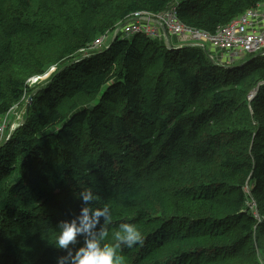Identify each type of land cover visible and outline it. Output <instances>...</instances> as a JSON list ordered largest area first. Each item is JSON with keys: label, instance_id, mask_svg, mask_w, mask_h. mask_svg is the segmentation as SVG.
Returning a JSON list of instances; mask_svg holds the SVG:
<instances>
[{"label": "trees", "instance_id": "obj_1", "mask_svg": "<svg viewBox=\"0 0 264 264\" xmlns=\"http://www.w3.org/2000/svg\"><path fill=\"white\" fill-rule=\"evenodd\" d=\"M7 1L13 16L11 24L1 31L4 42L0 43V78L15 61V50L11 41L16 36L34 31L32 29L35 27L34 22H31L33 16L29 17L31 7L29 0ZM261 3H264V0H128L119 18L124 22L133 13L158 14L174 6L177 18L184 25L215 33L219 27ZM102 7V0L81 2V10L96 12ZM129 37L122 38L118 35L106 52L93 54L72 65L69 70L77 75L76 79L72 75L69 80L58 85L62 77L59 79L57 76L59 80L55 84L62 87L61 95L73 101L69 106L70 114L60 111L59 97L53 93L58 90L55 88L56 85L44 88L32 98L25 122L14 131L10 139L0 144V160L3 158L0 161V175L6 176L12 170L19 174L18 179L6 189V192L5 189L0 192V264H35L20 253L24 247H32L41 254L56 255L55 244L48 242L46 232L53 230L65 218L70 220L80 214L83 228L77 232L86 228L80 233L86 239L84 249L86 250L87 243H90L98 246L95 252H103L107 244L102 236L94 243L96 234L108 229L116 230L124 222L148 219L149 215L143 211L144 208L137 205L138 198L145 192L142 186L144 179L153 177L161 168L169 167L173 152L174 155L182 156L186 160L192 156L196 162L199 158H205L208 155L207 147L198 143L190 145L189 139L196 131L194 129L207 118L212 120L217 107L238 106L239 101L231 95L230 89H222L218 83L202 85L199 73L212 72V63L202 49L184 46L167 50L161 46L163 41L151 40L140 34ZM41 38H48V42L56 39L61 44L55 55L57 63L74 57L93 42L92 38L87 37H83L81 43L73 42L62 28L54 25L47 27ZM26 53L35 65L39 66L37 73L42 74L43 67L39 59L29 50H26ZM254 56L246 58L249 60L244 63V68L247 67L249 72L239 79L244 82L247 89L254 87L255 78L264 80V56L259 58ZM158 59H162V67L166 65L173 68L172 78L181 86L189 100L194 101L197 97L207 100H204V104L199 105L194 112L180 109L173 101L161 103L158 112L162 116L166 115L164 119L158 118L156 127L151 132H140L138 129L134 131L132 127L130 128L128 119L137 128L144 122L145 113L141 104L142 86L139 80L146 77L147 68ZM111 64L114 66L111 67ZM25 82V78L16 74H11L7 80H0V115L9 112L12 106L22 99L28 90ZM86 95H100V101L85 109H79L76 99ZM261 98L264 99V85L259 91V99ZM106 102L116 106L121 104L119 114L113 116L111 141L114 146L123 150L121 154L125 156L123 160L126 162L123 166H118L112 153L97 149L100 147L101 127L111 116ZM187 126L191 128L186 138ZM36 127H39V135L36 133L30 135L28 130ZM76 127H83L88 133L87 142L92 148L93 155L92 158H89L91 156L89 155L85 164L87 169L91 168L98 174L95 182H91L95 186L94 192L84 186L90 182L86 175L89 172L80 173L75 177L77 171L75 156L68 144L71 142L74 144L73 140L77 138L74 132ZM260 137L264 140L262 131L257 138ZM9 145L12 147L15 145L20 150L17 154L20 161L16 170L13 163L15 158L10 156L16 151L8 150ZM46 155L50 157V162L46 161ZM219 155L218 178H212L205 183L204 185L208 186L206 188L185 187L188 196L206 191L209 193L215 189L221 191L231 181L248 180L249 186H252V195L259 194L264 198L263 145L254 142L240 158L226 151ZM61 176H65L70 183L66 188L62 186L60 191L56 190L58 193L52 187L60 185L58 183ZM234 192L237 200L244 203V192L241 189ZM58 194L61 195V199ZM14 198L21 199L25 204L17 205ZM26 202L30 207H27ZM131 208H136L133 218L125 215ZM12 219H17L22 224L21 232L16 236H11L9 230ZM241 219L244 223L240 225L239 235L232 241L233 248H241L248 244L251 238L253 240L256 238L258 232L264 233V223L260 224L249 213L242 215ZM213 224L214 230H219L226 223ZM126 239L132 243H143L140 247L146 254L134 257L114 246L108 252L106 259L108 264H188V253L181 254L177 249L170 251L167 259L154 260V253L162 245L159 238L137 236ZM213 249L217 255L223 254L218 253L217 247L209 250ZM204 254L207 256V253ZM80 262L81 260L74 259L67 264Z\"/></svg>", "mask_w": 264, "mask_h": 264}, {"label": "rangeland", "instance_id": "obj_2", "mask_svg": "<svg viewBox=\"0 0 264 264\" xmlns=\"http://www.w3.org/2000/svg\"><path fill=\"white\" fill-rule=\"evenodd\" d=\"M83 1L85 0H29L31 6L29 17L33 16L31 22H34L35 27L32 29L34 31L16 36L11 41L15 50V61L0 78V80H7L11 74L21 76L25 78L28 90L9 112L0 115V129L4 130L1 145L13 135L12 129L21 116L23 119H27L28 112L25 113V107L29 96L35 98L40 90L52 87L61 77L58 85L69 80L72 75L76 79L77 75L69 70L72 65L93 54L106 52L118 35L122 38L126 37V32L123 29L125 30L129 26L131 19L127 18L126 22H122L119 16L128 0H102L103 7L96 12L81 10ZM260 7L264 8V4L262 3ZM12 12L9 10V2L0 0V43L4 42L1 31L12 22ZM50 25L62 28L73 42L81 43L83 37L92 38L93 42L74 57L57 63L55 55L61 44L56 39L48 42V38H41V34ZM161 32L164 34L167 31L162 28ZM173 38L183 46H190L189 41L184 38ZM161 46L167 50L174 48L166 46L164 43H161ZM175 49L177 48L175 47ZM26 50L39 59L43 67L42 74L37 73L39 66L35 65L27 56ZM221 59L224 58H217L214 62L209 58L212 63V72H200L201 83L203 86L218 83L222 89H230L231 95L239 101V104L235 108L217 107L212 120L207 118L194 129L196 131L189 139L190 145L198 143L207 147L208 155L205 158H199V161L196 162L192 156L186 160L182 156L174 155L173 152L169 167L161 168L153 177L144 179L142 186L145 192L138 198L137 205L139 208L143 207V211L149 215L146 221L124 222L116 230L108 229L103 233L96 234L94 243H97L99 237L102 236L107 244L106 250L100 253L95 252L98 250V246L90 243H87V249H84L86 239L80 233L84 232L86 228L77 232L83 228V219L80 214L70 220L65 218L53 230L46 232L47 236L45 237L49 238L48 242L55 244L56 255L41 254L32 247H24L20 253L35 264H67L74 259L81 260L80 264H108L107 255L114 246H118L125 254L134 257L138 254H146L140 247L143 243H132L126 238L152 236L162 240V245L160 244V248L154 253V260L167 259L170 251L177 249L181 251V254L188 253V264H264V233L258 232L254 240L251 238V241L241 248L232 246L233 239L241 231L240 225L244 223V220L241 219L242 215L249 213L254 220L260 224L264 223V198L259 194L252 195V186H249L248 180L245 182L231 181L221 191L215 189L217 187H210L215 190L198 194L196 191V194L192 196H188L185 192V187L206 188L208 186L204 185L205 183H208L212 178H218L220 173L219 153L222 151L230 152L234 157L240 158L252 147L254 142L264 146V140L261 137L257 138L261 131L264 133V99H259V91L264 85V80L255 78L254 87L247 89L244 82L239 79L242 75L248 74V68H244V63L249 59L243 61L238 59L239 61L234 63L227 61L223 64L220 62ZM112 66L114 65L111 64ZM172 76L173 68L166 65L162 67V59H158L147 68L146 77L139 80L142 86L141 104L145 110L144 122L135 128L128 119L132 130L151 132L156 127L155 123L158 118L164 119L166 116H162L158 112L161 103L173 101L180 109L194 112L199 105L204 104V100H207L202 97H197L194 101L189 100L187 94ZM72 77L71 79H73ZM247 78L252 79L251 77ZM55 85L58 90L53 93L59 97L60 111L68 115L70 114L69 106L73 101L63 97L61 95L62 87ZM99 101L100 95H86L76 99L79 109H85ZM105 105L111 116L101 127L100 147L97 149L112 153L118 166H123L126 164L123 160L125 156L121 154L123 150L114 146L111 141L113 116L119 114L121 104L116 106L106 102ZM256 108L257 112L255 113ZM216 117L221 118L215 119ZM190 128V126L185 128L186 138ZM38 130L39 127L30 128L28 133L39 135ZM74 132L77 138L73 140L74 144L71 142L68 147L75 156V166L77 167L75 177L80 173L89 172L86 175L90 182L85 183L84 186L94 192L95 186L91 182H95L98 174L91 168L87 169L85 164L89 155H91L89 158H92L93 155L92 148L87 142L88 133L83 127H76ZM9 146L8 150L16 151L10 154L15 158L13 163L16 170L20 161L17 156L20 150L15 145L14 147ZM46 161H51L48 155H46ZM93 173L96 175H92ZM18 176L19 174L13 170L6 176L0 175V192L3 189L6 192V189L12 186ZM69 183L65 176H61L58 183L61 187L52 188L55 189L54 191H60L62 186L66 188ZM236 189H241L244 192V203L237 200L234 192ZM25 195L27 196V194ZM59 198L61 199V195ZM14 201H17V205L18 203L25 204L19 198H14ZM46 208L51 210L49 206ZM135 210L136 208H131L125 215L133 218ZM187 214L191 216H187ZM209 222L226 224L219 230H214V224ZM21 227L22 224L17 219H12L11 226H9L11 236H16L21 232ZM212 247H217L218 253L223 252V254L217 255L214 252L215 249L209 250ZM204 253H207V256Z\"/></svg>", "mask_w": 264, "mask_h": 264}, {"label": "built area", "instance_id": "obj_3", "mask_svg": "<svg viewBox=\"0 0 264 264\" xmlns=\"http://www.w3.org/2000/svg\"><path fill=\"white\" fill-rule=\"evenodd\" d=\"M130 24L124 32L126 36L144 35L151 40H164L161 29L170 37H180L204 51L215 62L234 63L246 55L261 53L264 55V8L258 7L245 11L240 16L219 27L215 33L184 25L176 15L175 7L170 6L158 14L139 12L131 14ZM127 20V19H126ZM126 22V21H125ZM0 129V142L3 137Z\"/></svg>", "mask_w": 264, "mask_h": 264}, {"label": "water", "instance_id": "obj_4", "mask_svg": "<svg viewBox=\"0 0 264 264\" xmlns=\"http://www.w3.org/2000/svg\"><path fill=\"white\" fill-rule=\"evenodd\" d=\"M164 37H165V40L166 42H169V35L165 32L164 33ZM166 46H170V44H166ZM260 56H256L255 58H259ZM31 101H32V96H29L28 98V103L26 104V107H25V113L27 114L28 110H29V107H30V104H31ZM25 122V119H23V117L21 116V119L14 125V128L12 129V131H15L17 128H19L23 123Z\"/></svg>", "mask_w": 264, "mask_h": 264}, {"label": "crops", "instance_id": "obj_5", "mask_svg": "<svg viewBox=\"0 0 264 264\" xmlns=\"http://www.w3.org/2000/svg\"><path fill=\"white\" fill-rule=\"evenodd\" d=\"M264 4V3H263ZM163 43L164 44H172L171 46H173L174 48L176 47V48H179V47H181V46H183V45H181V43L180 42H178L175 38H173V37H170L169 38V42H166V40H163Z\"/></svg>", "mask_w": 264, "mask_h": 264}, {"label": "bare ground", "instance_id": "obj_6", "mask_svg": "<svg viewBox=\"0 0 264 264\" xmlns=\"http://www.w3.org/2000/svg\"><path fill=\"white\" fill-rule=\"evenodd\" d=\"M262 5V3L260 4V5H258L256 8H258V7H260ZM252 9H255V8H252ZM250 10V9H249ZM176 11V10H175ZM134 14V13H133ZM240 16V15H239ZM238 17V16H237ZM235 19V18H234ZM233 20V19H232ZM227 24V23H226ZM224 26V25H223ZM208 33V32H207ZM208 34H211V33H208ZM129 37V36H128ZM170 37V36H169ZM165 40V39H164ZM171 46V45H170ZM182 47H184V46H181V47H179V48H182ZM253 55H255L254 56V58L256 57V56H264L263 54H261V53H257V54H253ZM249 56H251V55H246V56H244L242 59H240V61H243V60H245L247 57H249ZM227 61H223V62H221V64H223V63H226ZM17 123V122H16ZM15 123V124H16ZM37 137V136H36ZM7 141V140H6Z\"/></svg>", "mask_w": 264, "mask_h": 264}]
</instances>
